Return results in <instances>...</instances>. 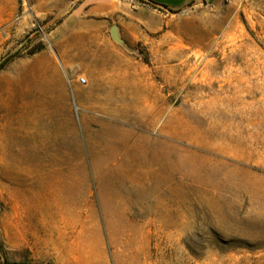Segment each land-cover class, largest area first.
Returning <instances> with one entry per match:
<instances>
[{"label":"rangeland","instance_id":"1","mask_svg":"<svg viewBox=\"0 0 264 264\" xmlns=\"http://www.w3.org/2000/svg\"><path fill=\"white\" fill-rule=\"evenodd\" d=\"M82 1L0 0V264H38L57 232L107 264H264V0H195L118 42L105 107L58 80Z\"/></svg>","mask_w":264,"mask_h":264},{"label":"crops","instance_id":"2","mask_svg":"<svg viewBox=\"0 0 264 264\" xmlns=\"http://www.w3.org/2000/svg\"><path fill=\"white\" fill-rule=\"evenodd\" d=\"M194 1L83 0L64 18L52 36L58 61L64 69L62 77L58 76L64 96L68 92L67 83L78 96L81 85L77 75H84L93 93L91 106H107L110 94L116 90L108 82V75L121 69L129 59L126 51L113 39L112 27L116 24L123 42L134 45L146 35L162 32L174 12L185 11ZM208 1L217 3L219 0ZM15 225L11 233L13 247L18 251L30 249L29 223ZM55 238L62 241L58 249L46 245V239H40L41 249L30 257L38 264H107L105 260L78 258L73 245L65 243V234L61 236L57 232Z\"/></svg>","mask_w":264,"mask_h":264},{"label":"bare ground","instance_id":"3","mask_svg":"<svg viewBox=\"0 0 264 264\" xmlns=\"http://www.w3.org/2000/svg\"><path fill=\"white\" fill-rule=\"evenodd\" d=\"M43 128L46 129V130H53V131L56 130V131H58L60 129V126L54 125V124H51V123H47V124H45L43 126ZM57 188H58L59 191H62L60 186H58ZM56 195H57V193H56ZM57 197H58V195H57ZM60 234L62 236V234H65V233L64 232H60ZM61 242H62L61 240H58L57 238H55L53 236L50 239L45 241L46 245H48V246L50 245L54 249H58L59 245L61 244Z\"/></svg>","mask_w":264,"mask_h":264},{"label":"water","instance_id":"4","mask_svg":"<svg viewBox=\"0 0 264 264\" xmlns=\"http://www.w3.org/2000/svg\"><path fill=\"white\" fill-rule=\"evenodd\" d=\"M111 34L115 41L119 43H123V41L118 37V28L116 26H113L111 29Z\"/></svg>","mask_w":264,"mask_h":264},{"label":"built area","instance_id":"5","mask_svg":"<svg viewBox=\"0 0 264 264\" xmlns=\"http://www.w3.org/2000/svg\"><path fill=\"white\" fill-rule=\"evenodd\" d=\"M77 81L80 85H87V79L85 77H79Z\"/></svg>","mask_w":264,"mask_h":264},{"label":"trees","instance_id":"6","mask_svg":"<svg viewBox=\"0 0 264 264\" xmlns=\"http://www.w3.org/2000/svg\"><path fill=\"white\" fill-rule=\"evenodd\" d=\"M5 264H11V263L6 261ZM14 264H24V263H14Z\"/></svg>","mask_w":264,"mask_h":264}]
</instances>
